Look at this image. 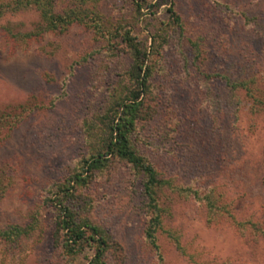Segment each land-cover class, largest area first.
I'll list each match as a JSON object with an SVG mask.
<instances>
[{"label": "rangeland", "instance_id": "374dc122", "mask_svg": "<svg viewBox=\"0 0 264 264\" xmlns=\"http://www.w3.org/2000/svg\"><path fill=\"white\" fill-rule=\"evenodd\" d=\"M74 7L85 22L35 37V8L0 19V229L30 227L17 246L0 245V264L90 263L94 250L69 258L54 242L49 190L90 154L86 122L129 83L127 30L160 48L146 61L155 115L138 122L136 147L225 209L167 189L157 250L144 176L116 160L79 191L84 214L121 244L110 264H264V0H147L140 10L133 0H56L58 12ZM238 80L253 95L232 89ZM244 221L255 227L242 233Z\"/></svg>", "mask_w": 264, "mask_h": 264}, {"label": "trees", "instance_id": "16d2710c", "mask_svg": "<svg viewBox=\"0 0 264 264\" xmlns=\"http://www.w3.org/2000/svg\"><path fill=\"white\" fill-rule=\"evenodd\" d=\"M133 1L139 10L147 3V0ZM55 6L56 0H0V19L9 11L35 8L39 12L40 22L34 33L27 34L30 37L47 31H64L74 23L85 22L81 16L83 9L74 7L58 12ZM171 11L176 15L175 23L181 25L180 16L174 10ZM11 34L16 38L22 36L21 33ZM124 42L133 59L132 66L126 72L129 83L120 91H115L110 106L103 114L86 122L90 154L81 159L79 166L66 180L57 183L49 190L48 204L55 213L54 242L69 258L84 252L87 248L94 250L89 264H110V257L122 249L121 244L104 228L84 214V205H87V202L84 201L83 204L79 193L82 187L93 182L99 171H103L116 160L131 164L144 176V195L149 216L145 233L149 243L157 250H159L158 232L163 227L161 196L167 189H177L188 198L194 197L203 201L210 212L225 209L224 205H219V200L213 192L203 194L193 186L174 184L172 179L164 177L136 147L135 134L138 122L153 118L155 115V108L152 106L153 70L146 61L151 53H155L160 48L156 40L151 46H147L128 30L125 32ZM192 45L199 54L201 52L199 41H193ZM211 76L224 77L220 73ZM231 85L234 90L246 89L249 95L252 94L251 82L248 80L233 81ZM236 223L242 233L249 226L255 227L251 221ZM29 231V226L18 224L0 229V245L17 246Z\"/></svg>", "mask_w": 264, "mask_h": 264}]
</instances>
